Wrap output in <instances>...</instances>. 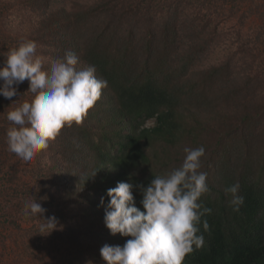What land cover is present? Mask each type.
<instances>
[{"label":"trees","instance_id":"1","mask_svg":"<svg viewBox=\"0 0 264 264\" xmlns=\"http://www.w3.org/2000/svg\"><path fill=\"white\" fill-rule=\"evenodd\" d=\"M259 1L0 0V64L28 38L45 69L70 50L78 69L93 64L108 81L83 123L29 162L6 143V114L31 100L28 81L15 104L0 95V216L21 232L29 264H105L100 248L129 238L105 226L106 190L146 186L181 165L184 147L201 145L210 191L200 201L211 212L199 225L204 245L183 264H264V39L243 31L256 14L264 30ZM237 181L238 212L224 191ZM133 195L142 210L138 188ZM34 196L58 220L49 234L23 214Z\"/></svg>","mask_w":264,"mask_h":264},{"label":"clouds","instance_id":"2","mask_svg":"<svg viewBox=\"0 0 264 264\" xmlns=\"http://www.w3.org/2000/svg\"><path fill=\"white\" fill-rule=\"evenodd\" d=\"M79 57L67 51L64 58L51 62L45 69V58L37 53L34 40L23 38L10 48L0 64V95L12 100L18 97V86L28 81L31 100L14 106L6 114L11 124L6 130L8 150L23 161H32L49 147L65 126L80 125L108 86V81L96 76V66L77 68ZM15 100L12 103L15 104ZM181 165L165 175H157L146 185L118 181L106 190L100 204L104 207V223L110 234L129 237L124 244H104L100 248L105 264H183L185 256L204 245L199 234L201 216L210 213L200 198L210 191L207 172L201 171L203 145L184 147ZM96 171L84 180L94 177ZM138 188L141 208L136 206L133 189ZM235 182L224 191L231 195L229 204L238 212L244 203ZM47 210L34 196L26 202L23 214L38 216L44 223L40 230L47 234L58 229L55 216L44 218ZM205 230L209 228L203 222Z\"/></svg>","mask_w":264,"mask_h":264},{"label":"rangeland","instance_id":"3","mask_svg":"<svg viewBox=\"0 0 264 264\" xmlns=\"http://www.w3.org/2000/svg\"><path fill=\"white\" fill-rule=\"evenodd\" d=\"M258 4L264 6V0H260ZM253 9L255 11L257 10L255 7H253ZM244 30L251 32L250 36L254 44H260L261 40L264 39V30L262 28V19L260 15L256 14L252 16L243 27V31ZM220 54L221 50L216 51L213 53L210 60L214 61ZM22 226L24 227L25 223H22ZM20 233V231L18 232V230L13 228L12 225L7 223V221L0 216V252L4 251V255L1 256L0 259V264H29V259L25 256L23 246L20 244L22 242L20 241Z\"/></svg>","mask_w":264,"mask_h":264}]
</instances>
